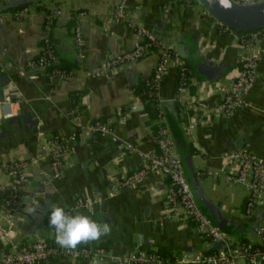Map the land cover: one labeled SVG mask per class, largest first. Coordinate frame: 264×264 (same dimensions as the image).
<instances>
[{"label":"crops","instance_id":"crops-1","mask_svg":"<svg viewBox=\"0 0 264 264\" xmlns=\"http://www.w3.org/2000/svg\"><path fill=\"white\" fill-rule=\"evenodd\" d=\"M5 1L0 0V7ZM119 2L52 0L0 13V47L7 54H0V165L29 162L21 216L0 220V228L7 232L6 240L0 242V253L37 238L58 246L54 229L49 226L52 207L56 206L63 207L69 215L82 214L98 223H108L110 233L79 247L102 246L110 257L158 248L170 250L175 257L183 252L209 251L192 225L168 211L169 183L163 176L152 175L114 198L107 197L114 179L129 176L140 166L136 154L125 151L124 146L153 149L152 137L158 123L165 124L171 133L186 180L197 182L215 213L227 224L247 222L241 215L243 190L218 176L226 170L224 157L229 153L246 150L264 159V36L253 32L247 36V45H242L233 31L218 28L199 3L126 0L132 20L169 42L176 51L158 86L163 113L161 119H156L133 89L152 76L157 52L111 70L108 78L93 76L106 61L139 39L124 23L111 19L110 8ZM23 8H27L24 16L19 14ZM53 9H59L61 14L46 31L45 19ZM76 11L84 12L79 19L85 41L82 60L73 40L76 22L71 19ZM186 36L196 42L200 62L230 69L213 82L192 74L182 99H177L178 61H184L185 56L181 40ZM44 37L49 38L60 65L71 66L67 78H48L42 71H27L29 62L38 56ZM251 56L257 62V78L244 98L245 106L228 117L212 112L222 99L221 91L237 76L241 60ZM22 69L26 72L22 73ZM33 76L36 78H30ZM73 93L78 97L76 102ZM190 100L193 105L186 106ZM116 108H127L130 114L123 121L113 119L110 135H86L80 131L79 126L112 118ZM22 114L35 125L29 126L23 119L7 124ZM189 125L193 128L188 129ZM72 134L80 138L68 140ZM53 137L68 140L66 167L60 180L49 181L48 160H33L47 153L46 142ZM197 172L209 175L198 177ZM8 182V177L0 173V183ZM96 197L101 202L90 209L77 207L78 200L91 201ZM33 201L38 206L31 217L25 209ZM263 221L260 214L251 222L256 225ZM247 239L254 244L260 242V237L252 233ZM46 264L90 263L57 258Z\"/></svg>","mask_w":264,"mask_h":264},{"label":"built area","instance_id":"built-area-1","mask_svg":"<svg viewBox=\"0 0 264 264\" xmlns=\"http://www.w3.org/2000/svg\"><path fill=\"white\" fill-rule=\"evenodd\" d=\"M164 1L166 2L167 0ZM176 1H181L186 5L198 4L197 0ZM257 1L259 0H241L239 3L251 5ZM26 13L27 8H23L19 14L24 16ZM60 14L61 11L59 9H53L48 13L44 23L46 31L50 29L54 20ZM83 15V11L75 12L76 24L73 29L74 46L80 60L85 57V41L79 24V19ZM109 15L112 20L124 23L139 39L132 47L106 61L100 69L93 73V76L108 78L111 70L140 61L152 52H157L158 61L152 76L144 82L149 89L148 98L153 100V107L158 113V118L161 119L163 101L158 95V86L167 70L168 64L175 59L176 51L169 42L155 37L151 32L132 20V16L126 6V0H120L115 7L110 8ZM216 24L221 30L230 31V29L217 21ZM258 32L264 36V28L258 30ZM241 44L247 45V43ZM0 54L3 57L7 56L6 51L1 47ZM58 65L59 58L55 54L49 38L44 37L41 41L40 52L35 59L29 62L27 71H42L48 78H67L69 74L57 69L50 73L47 72L48 67ZM178 66L180 81L176 98L182 99L184 89L188 86L193 76L183 60L178 61ZM21 72L25 73L26 70L22 69ZM30 78L34 79L36 77ZM256 78L257 62L255 57H246L241 60L237 76L228 87L221 91L222 99L212 109V112L228 117L245 106L244 98ZM5 99L9 101L10 97L7 96ZM182 105L185 106V100ZM188 105H193L191 100L186 101V106ZM129 114L130 112L127 108H116L112 118L95 120L85 127L79 126V129L86 135L107 136L112 133L111 124L113 119L123 121L129 117ZM187 128L191 129L193 125H189ZM78 137V135L72 134L68 140L75 141ZM68 140L60 137H53L47 140V153L39 155L33 160V162L48 160L50 166L49 181L60 180L63 176L66 167L65 153ZM152 142L155 147L145 151L130 144L124 146L125 151L136 154L140 161V166L129 176L114 179L108 188L107 197L114 198L121 191L145 182L152 175L163 176L169 183V193L166 196L168 211L172 216L180 217L181 220L192 225L196 236L207 244L209 251L212 250L211 252H183L172 261L161 257L156 251H137L110 257L107 250L102 246L95 248L78 246L75 250H69L53 245L46 239L37 238L3 252L0 255V264H46L57 258L81 260L90 264H264V221L254 225L251 231L252 234L260 237L258 244H254L249 240L248 242H239L225 234L199 209L188 181L184 176L183 165L176 145L165 124H157ZM224 160L226 170L218 178L243 190L245 194V201L241 211L243 220L251 222L260 214L264 217V159L250 151L239 150L227 154ZM28 165L29 162L23 160L0 165V173L5 174L9 179L6 185L0 183V220L21 216L23 212L22 189L26 182ZM204 175L209 174L197 172L198 177ZM100 202L101 198L99 197L91 201L78 200L77 207L90 209L93 205ZM6 238L7 232L0 228V242L5 241ZM217 246L220 247L213 249Z\"/></svg>","mask_w":264,"mask_h":264},{"label":"water","instance_id":"water-1","mask_svg":"<svg viewBox=\"0 0 264 264\" xmlns=\"http://www.w3.org/2000/svg\"><path fill=\"white\" fill-rule=\"evenodd\" d=\"M45 1L52 0H6L4 5L0 7V13L7 10L19 8L21 6ZM197 1L211 18L221 23L226 28L233 31L235 34H239L238 36H240L242 33L264 28V0H259L251 5H242L233 0ZM189 65L193 75L201 78L206 82L217 81L225 74L222 68L213 67L209 63L203 64L190 59ZM13 100L14 98H11V101ZM19 119L27 121L29 126L35 125V122L31 121L30 118H28L24 114L11 118L7 124L14 123ZM188 184L199 209L203 212L204 215H206L207 218L211 220V222L216 227L223 231L225 225L227 224V220L223 217H219L215 213L214 207L209 203L208 199L203 194L195 180L189 181ZM33 215L35 214L30 213L31 217ZM219 247L220 246H217L213 249H218ZM2 253L3 252H1L0 255Z\"/></svg>","mask_w":264,"mask_h":264},{"label":"clouds","instance_id":"clouds-1","mask_svg":"<svg viewBox=\"0 0 264 264\" xmlns=\"http://www.w3.org/2000/svg\"><path fill=\"white\" fill-rule=\"evenodd\" d=\"M38 202L33 201L26 207L28 213H34ZM49 226L54 229L55 243L62 249L75 250L81 244L99 241L102 236L111 232L108 223H98L89 216L69 215L63 207H52Z\"/></svg>","mask_w":264,"mask_h":264},{"label":"trees","instance_id":"trees-1","mask_svg":"<svg viewBox=\"0 0 264 264\" xmlns=\"http://www.w3.org/2000/svg\"><path fill=\"white\" fill-rule=\"evenodd\" d=\"M24 7V6H23ZM19 8H22L19 7ZM72 23L76 22L75 20V13L72 14V19H71ZM258 30L255 31H251V32H246V33H242L240 36H238L239 34H236L239 38V41L243 44L247 43L249 41V38L247 37L249 34L253 33V32H257ZM181 45H183L185 47V52H184V62L187 66V68L191 71L192 70L190 68L189 65V60H195L196 62L202 63L198 60L197 54H196V42L194 40H192L191 37L187 38L183 37L181 40ZM54 69L60 70L62 72H65V74H70L71 71V66L69 67H64L62 65H60V61H59V65L58 66H50L47 68V72L50 73L51 71H53ZM225 72L224 75H226L228 73V70L230 69L228 68H222ZM187 75V74H186ZM180 81V73H178V79H177V84H179ZM134 93L137 95V97L144 103H146V105L148 106L150 113L153 115V117H155L156 119L158 118V113L155 110V108L153 107V100L148 98V92L149 89L146 86L145 82H141L140 84H138L134 89H133ZM72 98L75 100V102L78 100V97L76 94H72ZM254 223L253 222H245V223H228L225 225L223 231L225 234L231 236L232 238L236 239L239 242H248L247 236L251 233L253 227H254ZM212 250L208 251L211 252ZM156 252L163 258L165 259H169L170 261L174 260L175 256L172 254V252L168 249H164V248H158L156 250Z\"/></svg>","mask_w":264,"mask_h":264}]
</instances>
